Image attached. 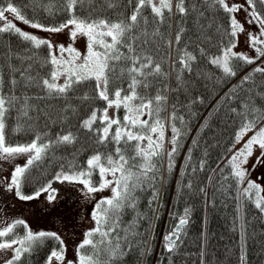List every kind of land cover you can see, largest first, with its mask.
Masks as SVG:
<instances>
[{"label":"snow or ice","instance_id":"1","mask_svg":"<svg viewBox=\"0 0 264 264\" xmlns=\"http://www.w3.org/2000/svg\"><path fill=\"white\" fill-rule=\"evenodd\" d=\"M106 3L108 8L112 9L118 6L119 0H106ZM133 3L134 7L130 15L121 12L114 20L108 17L93 18L91 14L88 16L77 14L78 5L79 10L83 12L85 5L91 8L93 0H62L61 6L55 9L52 0H49L47 4L42 3L41 0H29L28 4L23 6H18L13 3V0H4V3L0 5V22L3 24L0 26V33L15 34L35 50L46 49L42 62L37 61V63L41 68L46 65L51 66L49 72L42 75L36 71L33 75L31 63L24 68L8 64L11 87L8 93H5L2 75L5 66L0 65V160H9L19 155L27 156L26 163L23 166H16L11 172L6 191H14L16 197L22 201L33 200L41 193H47V199L51 203L55 200L57 192L53 182L82 185L85 196L111 189V196L102 197L95 203L91 213L95 227L85 232V238L76 249V261H68V264H113L115 259L121 257L123 255L121 238L112 234L120 227L123 210L136 207L137 197L134 195L136 191L142 190L145 184L152 186V181L155 180V176L149 174L158 171L154 158L162 156L165 151L166 125L160 117V112L167 97L160 92H157L155 96L148 94L153 84L149 77L161 75V66L153 60L152 55L148 54L147 46L155 43L154 37H163L160 25L170 20L173 7L181 17L175 37L176 44L181 42L182 34L185 32V28L179 25L183 23V17L189 12L204 17L206 11H211L214 20L223 19V17H217V13L226 14L227 27L221 23L217 24L216 28L221 36L220 55L209 59V63L220 68L225 76L236 75V70L241 65L234 61H240L243 65H252L264 57V0H245L244 4H229L228 0H198V3H193L191 7L186 5V0H175V4L174 0H135V2L127 0L124 7L127 8ZM28 7L42 8L48 16L66 11L68 18L59 23L53 22L46 25L35 17L29 18L24 12V9ZM146 8L150 9L151 21L144 14ZM241 10L246 13V22L249 25H255V30L248 32V44L255 52L254 57L234 51L239 35L245 31L244 23L238 20L236 15ZM165 11L168 13L167 17ZM6 13L11 14L12 18L10 19ZM14 21H19L31 29L53 34L68 29L72 43L67 46L54 45L49 39L40 38L22 30ZM150 24L154 25L151 32L148 31ZM167 26L171 27L170 24ZM79 36L86 39V50L83 53L73 46L75 39ZM204 39L208 40L210 37L205 35ZM168 43L172 42L168 41ZM200 53L204 55L205 50L201 48ZM34 58L35 54L28 57L29 60ZM195 60L196 56L191 52L182 51L180 63L183 67L191 70V62ZM16 73H19V80L15 78ZM255 73H264V67L259 65L255 67L242 78L241 83L251 80ZM61 77L64 78V82L57 83ZM20 86L25 89L35 87L43 91L44 95L18 96L14 89ZM46 98H64L66 103L61 108V113L71 110L74 115L77 114V107L67 103L71 99L80 101L78 107L90 108L86 118L79 122V128L92 134L97 144L113 147L107 152L96 151L86 159L85 166L76 164L75 157L66 165L62 163L60 170L55 172L52 179H49L34 194L28 195L22 192V187L30 180V177L26 175L29 169L42 161L50 150L61 145H73L77 140L76 135L71 131L56 134L54 139L48 137L46 132L37 131L29 142L16 144L8 142L6 119L10 110L20 104L17 109V124L12 129L13 132H20L25 130V125L20 123V117L32 120L33 118L29 116L30 110L43 114L42 109L30 104L29 101ZM250 100L251 98L244 103L245 111L241 115L244 116L245 122L236 131L234 142L228 151L231 152L235 144L239 143L248 132L253 134L244 142L243 147L233 152L226 166L231 168L230 175L238 184L247 180V187L243 189L241 195L251 198L250 194L254 190L255 207L264 213V196L260 195L264 189L256 181L248 179L249 170L243 167L248 164L249 158L254 154L253 146L260 149V154L256 156L252 168L255 169L257 165L264 164V126L258 129L256 127L264 120V111L250 107ZM96 101H102L104 106L92 107V103ZM113 108L123 109V117L120 118L115 114L109 116V109ZM249 111L253 113L252 119H248ZM66 118V115L58 114V119ZM36 119H39V116ZM169 119L170 121L177 119L175 112ZM180 119L183 120L182 117ZM31 127L28 125V130H31ZM171 133L169 142L172 147L167 152L169 170L173 166L172 157L177 152L179 137L182 135L175 123H171ZM145 140L147 145L141 143ZM200 163L203 169L205 161ZM96 174L99 176L98 181L93 179ZM157 195L158 192L153 189V200ZM149 203L151 204L152 200ZM187 215L188 209H185V215L179 218L170 233L164 235V247L167 251L171 252L175 248L179 233L187 223ZM17 228H22L23 235L16 231ZM49 240L58 242V247L50 250L46 257V264H52L53 259L58 264H63L65 247L57 233L43 230L34 232L22 219H16L0 228V252L12 251V256L5 261V264H18L24 254L31 255L37 248L44 247ZM113 240L116 242L113 243ZM87 248L91 251H86ZM243 258L242 255L241 260Z\"/></svg>","mask_w":264,"mask_h":264},{"label":"trees","instance_id":"2","mask_svg":"<svg viewBox=\"0 0 264 264\" xmlns=\"http://www.w3.org/2000/svg\"><path fill=\"white\" fill-rule=\"evenodd\" d=\"M28 2L29 0H13L18 6ZM41 2L47 4L49 0ZM52 2L54 9L62 4V0ZM3 3L4 0H0V5ZM193 3H198V0H186L188 7ZM125 4L127 0H119L118 6L110 9L106 0H93L91 8L85 5V11L81 12L78 5L76 11L81 16L91 14L93 18L108 17L114 20L121 12L130 15L134 3L127 8L124 7ZM24 12L29 18L35 17L46 25L68 18L66 11L48 16L42 8L28 7ZM144 14L152 20L150 9L146 8ZM165 16H168L166 11ZM216 16L223 19L214 20L211 11H206L204 17L189 12L179 25L185 28V32L181 42L176 44L175 37L181 17L174 10L173 18L171 15L166 24L160 25L163 37H154L155 43L147 46L148 54L161 66V75L149 77L153 84L148 94L155 96L160 92L167 97L160 117L167 124V141L170 146L162 156L154 158L158 171L149 174L155 176L152 186L145 184L142 190L138 189L134 194L137 197L136 207L123 210L120 227L112 234L121 238L123 255L115 259L113 264H154V261L156 264H264V215L255 207L252 197L241 195V183H237L230 175L231 168L226 166L230 157L228 149L232 147L236 131L245 122L241 115L245 111L244 103L251 98L250 107L264 111V73H255L251 80L241 83L243 76L226 91L231 81L241 72L246 70L247 75L254 68L252 65L234 61L241 65L237 68L236 75L225 76L220 68L209 63L211 57L220 55L221 36L216 31L217 24L222 23L225 27L228 24L226 14L220 12ZM153 27L150 24L148 31L151 32ZM205 35L210 39L205 40ZM168 41L172 43L169 44ZM201 48L205 50L204 55L200 53ZM184 50L196 56V60L191 62V70L180 63ZM34 54L35 58L29 60L28 57ZM45 55L46 49L35 50L15 34L0 33V65L5 66L2 74L5 82L3 91L8 93L11 87L8 64L24 68L31 63L33 75L36 71L43 75L51 70L50 65L41 68L37 63L42 62ZM15 78L20 79L19 73L15 74ZM14 91L18 96L44 95L43 91L35 87L25 89L20 86ZM215 100L211 110L201 120L204 110ZM29 103L42 109L43 114L30 110L29 116L32 120L20 117V123L25 125V130L13 132L20 104L11 109L6 119L9 143L29 142L37 131L46 132L53 139L56 134L71 131L77 140L73 145H61L50 150L42 161L29 169L26 175L30 180L22 187L24 194L30 195L38 190L52 179L62 163L66 165L73 157L76 164L85 166L86 159L96 151L107 152L113 147L97 144L92 134L79 128V122L90 112L88 107H78L79 100L67 101L77 107L76 115L71 110L67 113L60 112L66 103L64 98L32 99ZM91 106L101 108L104 105L102 101H96ZM173 112L177 119L170 121ZM116 113L122 118L124 110H116ZM58 114L66 115L67 118L60 120ZM37 116L39 119H36ZM180 117L183 118L182 121ZM252 118L253 113L249 111L248 119ZM171 123H175L182 135L179 137L177 152L172 157L173 166L169 170L167 152L172 147L169 142L172 136ZM28 125L32 126L31 130H28ZM189 139V147L182 166L179 167V160ZM201 161H205L203 169ZM93 179L97 181L98 174ZM153 189L158 192L154 200ZM185 209H188L187 223L180 232L175 248L171 252L164 247L158 251V237L164 229L170 230L185 215ZM16 231L23 235L22 228H17ZM53 247H58V242L49 240L44 247L37 248L31 255L24 254L18 264H45ZM86 251L91 249L87 248Z\"/></svg>","mask_w":264,"mask_h":264},{"label":"rangeland","instance_id":"3","mask_svg":"<svg viewBox=\"0 0 264 264\" xmlns=\"http://www.w3.org/2000/svg\"><path fill=\"white\" fill-rule=\"evenodd\" d=\"M244 2L245 0H228L229 4H244ZM6 15H8L10 19L12 18L11 14L6 13ZM236 15L237 19L244 23L245 31L239 35L238 44L234 51L238 53L243 52L250 57H254L255 52L248 44V32L254 31L255 25H249L246 22V13L243 10ZM14 22L18 27H21L22 30L37 35L40 38L49 39L54 45L63 44L67 46L72 43L68 29H65L61 33L53 34L38 29H31L19 21ZM0 26H3L2 22H0ZM73 46L81 53L85 52L86 39L82 36L77 37ZM63 82V77L57 81V83L60 84ZM114 114L117 115L116 109H109V116H113ZM190 141L191 139L188 140L185 148L189 147ZM141 143L147 145V140ZM26 160L27 156L25 155H19L9 160H0V177L2 181L5 182V185H3L0 190L1 202L5 203V205L0 203V207L3 206L2 213H5L4 217L0 220V228L5 227L8 223L16 219H22L26 221L30 229L34 232L41 230L55 232L60 236L65 247V259L63 264H68V261L75 262L77 259V246L85 238V228L88 225L91 227L92 223L93 225L95 224L91 215L93 207L100 198L111 196V189L108 188L102 192L91 194V196H85L82 192V185L64 182L61 183L60 188H57L60 182H53L56 186L54 188L57 189L54 201L50 203L47 199V195L41 193L36 199L24 203L26 201L14 199V191H6V185L10 181L11 172L14 168L16 166H23ZM109 179H111V177H109ZM11 256V250L0 252V264H4ZM52 264H58V262L53 259Z\"/></svg>","mask_w":264,"mask_h":264},{"label":"flooded vegetation","instance_id":"4","mask_svg":"<svg viewBox=\"0 0 264 264\" xmlns=\"http://www.w3.org/2000/svg\"><path fill=\"white\" fill-rule=\"evenodd\" d=\"M264 64V62H263ZM243 147V146H242ZM253 156L249 158L248 164L244 165L243 167L247 168L249 170V174H248V179H251L253 181H256L258 184L261 185V188L264 189V164L261 165H257L255 167V169L252 168V165L255 164V159L256 156H258L260 154V149L257 146H253ZM2 181V178L0 177V190L2 188L3 185H5V182ZM244 188L247 187V180H245L244 182ZM253 194L255 197V191L253 190ZM261 196H264V190L261 191L260 193ZM14 199L16 200H20L17 197H15ZM1 197H0V201H1ZM2 207H0V213H2Z\"/></svg>","mask_w":264,"mask_h":264},{"label":"water","instance_id":"5","mask_svg":"<svg viewBox=\"0 0 264 264\" xmlns=\"http://www.w3.org/2000/svg\"><path fill=\"white\" fill-rule=\"evenodd\" d=\"M177 223H178V222H177ZM177 223H176V224H177ZM176 224H175V225H176ZM174 227H175V226H174Z\"/></svg>","mask_w":264,"mask_h":264}]
</instances>
